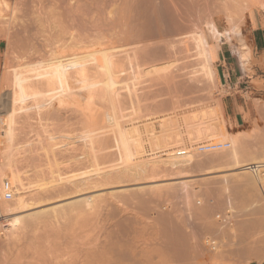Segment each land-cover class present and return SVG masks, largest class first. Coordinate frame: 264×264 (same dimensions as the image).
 <instances>
[{
	"label": "bare ground",
	"instance_id": "6f19581e",
	"mask_svg": "<svg viewBox=\"0 0 264 264\" xmlns=\"http://www.w3.org/2000/svg\"><path fill=\"white\" fill-rule=\"evenodd\" d=\"M8 1L0 0V8L2 7L3 10L4 8L11 9V5ZM18 1L19 4L17 1L14 3L19 6L13 7L14 12L8 18H4L5 13L2 14L3 10H1L2 8L0 9V22L4 21L5 23L4 26L2 22V25L0 24L3 31L2 37L6 41V52L12 57V61L9 60L12 63L9 62L11 65L8 66L9 68L7 67L9 69L7 75L8 89H6L7 91H5L3 95H0V136L2 137V142L4 144V149L2 150L3 161L0 165V178H8L13 186V197L10 200H6L0 196V217H6L8 215L27 211L45 203L55 200L57 201L64 197L97 187L126 182L137 186L139 185L137 189L127 196L133 201L139 197L135 202L145 200L146 193H150L151 195L149 196H169V193H171L173 189H176L175 186H178L181 190L186 192L187 196H185L188 198L186 200H189L188 202L191 203L194 195L190 192L193 188L197 187L195 185L196 182L201 180L212 179L214 181V179L221 178V183L226 189L224 191L228 192L230 191V178L233 179V177H235L239 183L252 185L251 188H253V186L257 188V185L260 187L263 185L264 174L262 173H264V156L261 155V145H257L258 142L256 136L258 134L255 136V133L253 135V132L250 133V131H248V133L244 130L232 132L221 105L219 108L217 106H212L204 111V114L209 115L210 121L212 120L209 124H203V121L207 119V116L203 114L202 110V113H200L203 114L204 120L200 119L202 118L201 115L200 117L198 116L200 113L193 115V113L198 111L197 109H195L197 111L192 113L193 116L190 117V121L187 119L185 120L182 116L184 122L188 121L186 124L182 122L180 123V120L178 121L175 119V116L177 115H174V112L171 111L169 113L166 112V114L164 113L163 115L159 114L161 116H154L155 114L149 113L150 115L153 114L152 116L154 117H149L147 119L149 122L144 126L138 125L136 121H129L128 119L126 123H122L121 120L116 117L115 111L120 108L123 110L122 105L126 98L124 97V92H126L129 97H132L131 99L133 102L138 99V94H136V92L139 90V84H142V76L140 73L138 74L135 72L134 64L136 65V63L140 62L147 63L148 65L152 64L151 67H148L147 71L144 70L145 68H141L142 71L144 70L143 72H148L150 75L164 73L163 76L169 77L175 70L170 63H166L165 61L176 57V55L178 56L180 52V44L188 46L190 43L192 45L194 50L192 59L198 60L201 66L199 70L191 73L190 76L188 75L190 82H195L203 87L209 86L215 88L217 86V75L207 33H209L218 44H220L223 38H226V40H231L233 36L239 38L238 36L242 33L238 25L239 18L241 19L242 17H245L248 12L247 10L250 11L249 7L252 6H259V9L264 13V0H221V4H219L226 10L225 19L227 20V26L224 30H221L212 19H210L211 21H207L208 18L204 19L205 12L207 11H205L204 6L209 0ZM217 2L219 1L217 0ZM231 8L236 11L238 17H235V15H232V13L229 12ZM241 45L243 51L239 56V60L241 64L245 66L250 60L251 50L248 47V44L242 43V40ZM184 47L186 48V46ZM183 48L181 49V52ZM13 59H15V61H13ZM148 74L146 73V75ZM127 75L131 76L125 79V76ZM147 77H149V75ZM160 77L157 78L160 79ZM74 90L81 91L82 93L85 92L88 96L86 98L88 101L93 100L95 96H99L97 98H100L107 103L109 111L106 112V115L98 116L101 119L100 121L106 116L105 120L108 129L103 131L105 136H102L101 138L98 135V137L93 135L95 134V131L92 126L91 129L94 132L90 129V133L88 131L86 133L84 132L86 136L82 134V138L89 137L90 140L88 145L90 148V151H88L89 153L82 154V156H84L83 158L86 159L85 165L82 163L83 165L80 167L76 166L78 170L72 175L63 176L55 169L59 165L57 159L58 153H60L59 147L61 146L58 145H64L66 142H59V140L58 142L55 141L58 137L53 132H49V120L53 108H72L68 105L69 103L71 105L80 104V100L83 98L79 100V103H77V100H74L76 102L73 103L67 100V97L71 98V96L72 99L77 98L75 95H78L79 92L76 94L77 92ZM85 93H83V95ZM133 97H135V99ZM139 98L141 97L139 96ZM156 100L154 99V101H151V107L157 106L156 104H158L159 101ZM135 102L134 104H136ZM161 102L164 104L165 100H162ZM56 104H58V106H56ZM137 105L139 104L137 103ZM92 106L95 107L94 104ZM134 106L136 107V105ZM135 107L132 105L131 110ZM31 109H35V111L30 113L29 111ZM86 110L89 111L90 109ZM91 110L94 109L91 108ZM82 114L84 113L82 112ZM128 114L130 113H127L126 117H128ZM133 116L137 117V115ZM139 116L140 115H138V117ZM122 117L124 118L125 116L122 115ZM32 118H36L38 120L37 125L48 133L47 139L45 140H48L49 142L47 148H45L41 144L42 140L39 141L40 148L36 149H41L40 151H43V155L36 150V154L33 153L34 157L31 158V161L33 160L32 164L34 165V168H38L41 166V163L39 162L43 159L50 162V166L49 163L46 165L48 166L47 169L49 168L48 173L47 171L46 173L43 171V169L45 170L46 168L41 169L42 166L40 169L35 170V172L37 171L38 173L37 175L40 174L45 176L46 174L47 181L42 182V185L37 183L39 186H34L35 184L32 182L33 188L32 183L29 184L30 182L28 181L31 178L33 179V176L31 175V178L28 179L29 167L31 166L29 165L28 167V164L30 162L28 163L27 161L28 164L25 163L27 165H22V168L19 165L21 161L18 158V155H16L20 154V158H22L21 151L25 148L26 144H30L32 141H26L24 144L21 143L22 145L17 142L18 146L15 143L21 125H23V123H28V120H31ZM93 118V121H97L99 124L100 121L98 122V117L93 116ZM178 119L180 118L178 117ZM85 120H87V118ZM105 120L103 123H105ZM176 120L177 123H179L175 124L176 127L175 125L172 127V123ZM93 121L91 120L90 125L93 124ZM34 122L35 121H31L32 124ZM204 122L206 123L207 120ZM95 124L96 123H94V125ZM98 126L100 129V125ZM159 127L160 129H158ZM39 137H41V135ZM214 139H220V142L223 140L224 142L225 140H229L228 142L230 143V146L225 149L210 152L200 151L199 147L201 145L216 143L211 142ZM32 145L34 147V144ZM57 146L58 148L56 150L55 147ZM34 149H31L30 152H33ZM201 153H206V155L202 157ZM27 154L30 155L29 151ZM111 156H114L115 158L114 164H110L113 161L112 159H114L111 158ZM81 157L72 156L68 160L70 163L73 161L74 164H79L78 161L81 160ZM22 159H24V157ZM25 159L27 160L28 158L25 157ZM109 160L110 165L108 166L107 162H109ZM55 163H58L57 166H55ZM51 164L52 167L55 166V169L50 168ZM25 166L27 167L26 169H29H24ZM160 168H163L166 171L165 174L161 176L159 175L160 178L165 176V178H163V180H165L163 183L156 182L158 181V174L161 173L159 172ZM197 171H200L199 174H197ZM229 171H233V173H226ZM32 173H34V171ZM92 174H101V178L93 179ZM84 175H89L87 182H84L79 178ZM39 178H37V180ZM160 178L158 179L160 180ZM162 178L160 181H162ZM177 178L181 179L172 181V179ZM144 183L152 184L145 185ZM37 186L39 188H37ZM34 187L37 189H34ZM196 191L198 192V190ZM199 193L200 192L197 194ZM100 197L103 196L91 195L82 200L83 203L87 205L89 217L91 218H94L98 213L97 207L98 199ZM78 202L79 201L69 203V205L63 204V206H54L47 210L45 209L38 212L28 213L26 214L28 216L25 215L26 217L19 215L13 219H6V226L11 225L12 227H10V232H6L3 231L2 227L4 226L2 224V227L0 226V264H163L164 262H170V257L172 255L178 257L175 253L177 250L179 256L183 253V251H181L182 249H180L181 252L179 253L178 247L181 248L184 242H182V244H180V242V245L178 244L179 246L177 247V243L174 244L173 241L178 237L171 235L172 233L170 234L166 232V229L164 230L165 227L163 228L162 224V226H160V223L158 222L160 221V218L157 219V221L154 219H147L149 224L147 225L150 227L152 226L150 230L154 227V230H152L153 233L155 229L156 231L158 229L160 230V233L164 230V232L170 234V237L167 235V237L162 239L164 246L160 243L161 237L159 236V231H157L159 234H156H158L157 236H159V238H157L156 235H154L156 238H153V233L149 232V234L152 235V237L149 236L151 237V241L149 242L150 245L148 244L149 246H141L139 244L140 242L138 243V236L135 234L137 237L135 236L136 238H132L133 240L125 243L126 245L124 244V246L122 242L117 243L119 241H114L111 243L103 238L106 240V243L109 242V244L106 245H111L107 247L103 241L105 245L102 244L104 247L101 245L103 249H95L93 247L95 244H93V246L91 245L93 248H88V251H86L85 246L82 244L85 248L86 255H82L83 253L81 254L82 249H79L80 251L76 250L79 254L76 252L77 254L75 253L76 255H73L74 253L72 254L68 251V243H70L69 237H73V235L71 236L69 233L73 231L76 222L72 211L74 205ZM135 202L134 204L137 203ZM121 203L124 204V202H120V204ZM190 203L189 207L195 210L194 207H192L194 202H192V204ZM251 204L253 203L251 202ZM184 205H186V203L183 204V206ZM228 205V208L232 207L230 201L228 202ZM189 207L185 209H188V214L189 211L193 212ZM125 208L130 211L127 206H125ZM198 208L201 209L202 207ZM139 210L140 209L135 210L134 213L131 211V213H136L138 217H142ZM185 210L184 212L187 213ZM202 210L203 208L201 211ZM203 213L204 212L200 213V215ZM177 215L179 214L177 213ZM193 215L195 214H192V216ZM188 216L190 217V220L191 214ZM205 216L206 215L204 214V217ZM109 218L111 219V217ZM106 222L108 221L106 220ZM123 223H117V232H112L115 237L127 232L126 226L128 227V223L126 225ZM147 225L145 224V227H147ZM129 226L132 225L129 224ZM101 227L103 230L104 225ZM101 227H99L100 230ZM106 227L107 226H105L104 229H106ZM137 227L140 226L138 225ZM102 230L100 232H102ZM135 230L139 231V238H142L143 233L139 228H136L135 226ZM145 230H148V227L145 228ZM145 230H143V232ZM103 232L106 231L103 230ZM108 232H111V230ZM141 234L142 237H140ZM149 234L147 233V235ZM160 235L163 237L162 234ZM171 236H173V238ZM184 236L183 239L186 243L185 246L183 245L185 247H183V250H185L187 254L192 253V251L194 252V250L202 251V245L199 243L197 244L194 240L196 237H189L187 234ZM96 238L97 239L95 240L97 241L100 239L97 236ZM248 238L249 237H247V239ZM107 239L111 240L112 238L107 237ZM70 240H74L75 242L74 237ZM202 240L204 246L209 247L210 250L216 252L217 255L221 253L220 251H222V248L224 247L221 248V244L218 242L220 239L204 236ZM234 241L235 240H233V242ZM245 246H247V244ZM253 246L255 247V245ZM70 247L72 248V246ZM258 247L260 248L261 246ZM75 248L72 249L75 250ZM224 248H229V246H225ZM14 249H18L19 253L17 252V254L15 252V255ZM247 250L248 252H251L252 247L249 249L245 248L244 252H247ZM196 251L194 253L198 254ZM238 251L241 253V250ZM234 252L236 253L237 250ZM206 254L208 255V252H206ZM162 257L165 260H163V262L161 261ZM179 259L181 261L182 257ZM233 259L234 258H232V260ZM233 261H230V264L231 262L233 263Z\"/></svg>",
	"mask_w": 264,
	"mask_h": 264
},
{
	"label": "rangeland",
	"instance_id": "374dc122",
	"mask_svg": "<svg viewBox=\"0 0 264 264\" xmlns=\"http://www.w3.org/2000/svg\"><path fill=\"white\" fill-rule=\"evenodd\" d=\"M16 1H17V3L19 2L18 0H9L8 1L10 3V5H11L10 6L11 9L9 8L10 11H9L8 8H6L7 10L4 8L5 11L3 10L2 7H1L2 9L0 8L1 10H3L2 14L5 13L4 14V16H5L4 18H8L9 16H11L13 14V12H14L13 11V7L14 6H16V7L19 6L18 5L19 3L17 5H15L14 2H16ZM218 1L219 2H217V0H209L206 3L207 5L205 4L204 9H205V11L206 10L207 11L205 12L204 19L208 18L207 21L208 20L211 21L210 19H212L214 22H216V24L218 25V27L221 30H224L226 28V26H227V24H226L227 20L225 19L226 18L225 17L226 10L223 9L220 6L221 0H218ZM209 2L212 3V4H210ZM209 5H211V6H209ZM62 7H64V6H62ZM252 7H257V6H252ZM252 7H249V8H252ZM232 10H233V8H231L229 10V12H231L232 15H235V17L236 16L238 17V15L236 14V11L235 10L232 11ZM247 11H249V10H247ZM6 12H8V13H6ZM9 12H11V13H9ZM248 17H250L254 21V16H253L252 11L250 12V14H248V12H247V15L245 17H242L241 19L239 18L238 25L240 27V31L242 32L240 34L241 36L240 35L238 36L239 38H237L236 36H233V38L231 40H229V39L226 40V38H223L222 41L220 42L224 51H228L229 50V51H231L233 53H236V57L235 58H236V62L237 63L239 62V56H240V54L243 51L242 50V45H241V40H242V43L248 44L250 46L249 43L251 41V28L249 27V24H248ZM1 22H0V24H1ZM2 24L4 26V24H5L4 21L2 22ZM203 26H204V24H203ZM205 31L207 33L206 27H205ZM2 36H3V31H2V27L0 26V95H3L5 93V91H7L6 89H8V86H7V77H8L7 75H8V71H9V69H8L9 67L8 66L11 65V64H9V62L12 63L11 62L12 61L11 60L12 57H11V55L9 53L6 52V41H5V39ZM207 37H208V41H209L210 48H211L212 58H213V61H214V59H215V47L218 45V43L213 37H211V35L209 33H207ZM184 46H186V48ZM182 48H183V50L181 52ZM188 49H190V50H188ZM186 50H188L189 52L186 51ZM179 51L181 53L179 52L178 56L176 55V57H173L170 60L168 59V60L165 61L166 63H170L171 66H173L172 68L175 70L174 72L172 71L173 72L172 74H174V75L171 74L169 77L163 76L164 73L163 74L161 73V74H156V75L155 74H151L150 75V74H148V72H143L144 70L147 71L148 67H151L152 64L148 65L147 63H143V62L136 63L137 66L134 64L135 72H137L138 74L140 73L141 76H142V78H141V83L142 84H139L140 85V86H138L139 90L137 89L138 91L136 92V94H138L137 95L138 99L136 98L137 100H134V102L136 101L135 102L136 104H134V102L131 99L132 97H129L128 94H126V92H124V97H126V98L124 99V103L122 105L123 106V110L121 108L119 110L117 109V111H115L116 117H118L121 120L122 123H126L128 120L129 121L131 120V121H136L138 125L144 126V125H147V123L149 122V120L147 121V119L149 117H154V116H157V115L161 116L159 114L163 115L164 113L166 114V112L169 113V112L172 111V112H174L173 113L174 115L175 114L177 115V116H175L176 117L175 119H177L178 121L180 120V123L182 122V123L186 124L188 121H190V117L191 116H193L195 114L197 115L198 113L201 112V110H202V112L204 114V111H206L207 108L212 107V106H217L219 108V106L221 105L222 108H223L222 98L224 97V95H226L227 93H230V92L238 91L239 93L244 94L245 102L247 103L246 104V108H250V110L247 111V113H245L246 120L240 127H238V128H230V129H231L232 132L243 131V130L246 131V132L250 131V133L253 132L252 134L254 135L255 130H253V131L250 130L252 122L256 121L260 117L264 118V65H261L260 68L259 67L257 68V66H255L254 64H251V62L255 61L254 57L257 54L253 55L252 53H250V58H252V59L244 66L245 67V72H246L245 76L238 83V86L232 87V88H229V87L225 88L224 87V84L226 83V80H225V78L222 75V69L219 67V69H220L219 71L220 72H218L217 71V67L218 66L215 63L214 67H215V71H216V75H217V86L215 88H211L209 86H204V87L203 86H199L195 82H190V79H189L188 75L190 76L191 73H194L196 70H199L200 67H201L198 60L192 59L193 58V53H194L192 45L190 43L188 44V46L185 45V44H180V50ZM5 55L6 56L8 55L9 57L8 56L6 57ZM9 60H11V61H9ZM13 61H15V59H13ZM13 63H15V62H13ZM173 63H174V65H173ZM141 68H143V69L145 68V69L142 71ZM194 68H195V70H194ZM146 73L149 75V77H147L148 75H146ZM130 76L131 75L125 76V79H127V77H130ZM151 76H153V77H151ZM157 77H160L161 80L159 78H157ZM150 78H151V80H150ZM74 91L77 92L76 94H78V92H79L78 95H75L77 98L72 99V96H71V98L67 97V100L71 101L72 103L76 102L74 100H77V103H79V100L83 98L82 100H80V104L76 103L77 105H71L69 103L68 105L71 106L72 108H53L51 110L52 114H51V118L49 120V123H50L49 132H51V133L53 132L58 137V139L56 138L55 141L58 142V140H59V142H66V144H64V145H58V146H61V147H59L60 148V153H58V159H57V161L59 163L58 167H56V169H55V166H57L58 163L57 164L55 163V166H53L54 168L52 167V164H54V163H52L51 167H50L52 169H55L57 172L59 171L63 176L72 175L75 171L78 170L77 167H80L81 165H83L82 163H84V165H85L86 159L83 158L84 156H82V154H85L88 151H90V148L88 147V145L90 143V140H89V137L88 138H86V137L82 138L81 137L82 134H84V132L86 133L87 131L89 132L90 129L93 127V129L95 131V134H93V135H95V137L99 136L101 138L102 136L103 137L105 136L104 135L105 133H103V131L108 129L107 123H106V120H105L106 116L103 117L104 119L102 118V121H100L101 119L99 118L100 115L101 116L102 115H106V112L109 111V107H108L107 103L105 101L101 100L100 98H97L99 96H97V97L95 96V98L97 100L95 98L94 99L96 101L94 99L88 101V99L86 100V98L88 96H87V94L85 92H83V93H85L83 95V93L81 91H78V90H74ZM139 96L141 98H139ZM133 98L135 99V97H133ZM84 99H85V101H84ZM154 99L155 100L157 99L156 101H159V103L157 102L158 103V104H156L157 106L151 107L152 104H150V103H151L152 100L154 101ZM130 100H131V102H130ZM160 100L161 101L165 100L164 104H162V102ZM93 101H95V102H93ZM83 102H85V103H83ZM141 102H143V103H141ZM137 103L139 105H137ZM148 103H149V106H148ZM85 104H87L88 107ZM93 104L97 108L92 106ZM101 104H103V105H101ZM132 105H133V107H135L134 105H136V107L131 110ZM56 106H58V104H56ZM89 106H91V107H89ZM91 108H93L94 110H91ZM251 108H255L254 110L255 111L257 110L258 112H252ZM86 109H88V110L90 109L89 110L90 112L87 111ZM195 109H197L198 111L195 110ZM199 109H200V111H199ZM177 110H178V112H177ZM34 111H35V109H31L29 112L33 113ZM195 111H197V112H195ZM82 112L84 114H82ZM193 112H195V113H193ZM223 112H224V108H223ZM91 113L94 114V115H92ZM127 113H130V114H128V117H126ZM149 113H153L155 115L152 116L153 114L150 115ZM192 113H193V115H192ZM201 113L198 114V116L200 117V115H201L202 118H200V119L204 120L203 119L204 116ZM119 114L120 115L122 114L125 117L123 118L122 115L120 116ZM133 115H137V117L133 116ZM138 115H140L142 118L140 116L138 117ZM204 115L207 116V119H206L207 122L205 123L204 121H206V120H204L203 124L211 123L212 120L210 121L209 115H207V114H204ZM224 115H225V112H224ZM93 116L94 117L95 116L98 117L97 118L98 122L100 121L99 124L97 123V121L96 122L93 121V119H94ZM182 116L185 118V120L187 119L188 121L184 122L183 121L184 118ZM206 116H205V118H206ZM257 116H258V118H257ZM143 117L145 118L146 121L144 120ZM178 117L180 119H178ZM86 118H87V120H85ZM225 118H226V116H225ZM32 119L28 120V123H23V125H21V127H20L21 129H19V134H18L17 139L15 141L17 146H18V144L22 145L21 143H23V144L26 143V141H32V143L30 142V144H26L25 148L23 149L24 152H23V150L21 151V156H22V158L24 157V159L20 158V154H16V155H18V158L21 161L19 163L20 167H22V165H27L30 162L28 164V167H29V165H31L29 167L31 169V172H30V169L28 168L29 169V172H28L29 173V176H28L29 178L28 179L31 178L30 175L33 176V179L31 178L30 180H28L30 182L29 184H31L33 182L35 184L34 186H36V185L39 186V184L42 185V182L47 181V179H46L47 175L46 174H45V176L40 175V174L37 175L38 173H37V171L35 172V170L36 169H40V167L42 166L41 169L46 168L45 170L43 169V171H45V173L47 171V173H48L49 172V170H48L49 168L47 169L48 166H46V165H48L47 163H49V166H50V162L47 161L46 159H43L44 161L42 160V161L39 162V163H41V166L38 167V168H34V165L32 164L33 160L31 161V158L34 157V154H36V150L39 151L38 153L43 155L42 154L43 151H40L41 149H36V148H40L39 141L42 140L41 144L45 148H47L49 142H48V140H45V139H47L48 133H46L44 131V129L40 128V126L37 125V121L38 120L36 118H32ZM91 120L93 121V124L90 125ZM104 120H105V123H103ZM177 120L172 123L173 124L172 127H174L175 124L179 123V122L177 123ZM202 120H201V122H202ZM208 120H209V122H208ZM29 121H30V123H29ZM31 121L32 122L35 121V122L32 124ZM144 121H145V123H144ZM43 122H44V120H43ZM94 123H96V124L94 125ZM98 125H100V129L102 128L101 130L99 129ZM175 127H176V125H175ZM103 128H105V129H103ZM158 129H160V127ZM157 131H159V130H157ZM89 133H87V134H89ZM40 135H41V137H39ZM84 136H86V134H84ZM255 136H256V134H255ZM220 141H221L220 139H214L211 142H220ZM225 141L228 142L229 140H225ZM17 142H18V144H17ZM222 142H224V140ZM32 144H34V147H33ZM16 145H14V146H16ZM58 146L55 147L56 150H57ZM3 149H4V144L2 142V137L0 136V165H1L2 161H3V153H2ZM31 149H34L33 152H30ZM28 151H29L30 155L27 154ZM26 154H27V156H26ZM74 155L79 157V158L82 156L81 160H80L82 162L78 161L79 164H77V163L74 164V162L72 161L73 162V166H75V167H73L72 166V162L70 163V161L68 160L72 156L75 157ZM204 155H206V153H201L202 157ZM25 157L28 158L29 160L28 159L26 160ZM111 158H114V156H111ZM111 158H110V160H111ZM110 160H109V162H107L108 164L106 163L108 166L110 164H114L115 163V158L112 159L113 160L112 163H110ZM27 161H28V163H27ZM25 163H27V164H25ZM26 168L27 167L25 166L24 169H26ZM28 169H26V170H28ZM33 171H34V173H32ZM159 172H161V173L158 174V177H157L158 181H156V182L157 183H163V181H165V180H163V178H165V176L163 178L161 177L162 181H160L161 178L159 177V175L161 176V175L165 174L166 171L163 168H160ZM199 172L197 171V174H199ZM226 173H233V171H229V172H226ZM262 174H264V173H262ZM35 176L37 178H39V177L40 178L37 180V178ZM88 177H89V175H84V176H81L79 178L81 180H83L84 182H87ZM43 178H44V180H43ZM92 178L93 179H100L101 178V174H99V175L92 174ZM158 178H160V180ZM195 178H197V177H195ZM263 178H264V175H263ZM41 179H42V181H41ZM180 179L181 178L172 179V181L173 180L176 181V180H180ZM221 180H222L221 178H218L216 180L214 179V181L212 179L211 180H204V181H202V180L201 181H197L198 183L196 182V184H195L197 187H195L193 189L198 190V192H200L199 193L200 195L197 194L198 192L196 190L192 189L190 193L191 194L193 193L194 201L192 199L191 203L188 202L189 200H186V199H188V198H186V196H187L186 192L184 190H181L178 186H175L176 189L175 190L173 189L174 192L172 191L171 193H169V196H167V195H165L163 197L162 196H154V195L153 196H149L151 194L150 193H148V194L146 193L145 194L146 195L145 196L146 199L142 200L140 202L136 201L137 203L135 202V200H138L139 197H138V199H135L133 201L131 198H129L127 196H128V194L133 192L135 189H137L139 187V185L137 186V185L130 184L129 182H126V183H121V184H114V185H108V186H103V187H97V188H94V189L83 191V192L78 193V194H73L71 196L64 197L63 199H60V200H57V201L55 200V201H52V202H49V203H45V204H43L41 206H38L36 208H32V209L27 210V211H23V212H19V213H16V214L8 215L6 217H0V226H1V224L4 226V227L1 226L3 228V231H6V232L9 231L10 232L11 231L10 227H12V226L11 225H9V226L7 225L6 226V219H9V218L13 219V218H15V217H17L19 215H22V216L26 217V216H28V215H26L28 213L38 212V211H42V210H45V209L47 210V209H50L51 207H54V206H63V204L64 205H69V203L79 201L77 204L74 205V208H73V211H72L74 213L73 216H74V220H76V222H75V225L73 227V231H71L69 233V234H71V236L73 235V237L75 239V242H74V240H72V241L70 240L73 237H69L70 238L69 241H70L71 244L68 243V251H70L72 254L74 253L73 255H76L78 253V251H76V250H79V249L80 250L82 249V251H81V254L83 253L82 255H86V251H88V248L92 249L94 247L95 249H98V248L99 249H101V248L103 249V247L106 244H109V242L113 243L114 241H119L117 243H121L122 242L123 246H124L125 243H127L129 241H132L133 240L132 238H136L137 236H138L137 239L139 240L138 243L140 242L139 244L141 246H143V247H144V245H148L149 244V242L151 241L150 239H151L152 235L153 236L156 235L157 238H159V236H160L161 240L160 239L159 240L161 242L160 241H158V242H160L163 245V243H162L163 240L162 239L167 237V235H168V237H170V234L172 233L171 235H173V236L175 235V237H178L177 238L178 240L174 237L175 239L173 241L174 244L177 243V247L180 244H182V242H184L183 245L185 246L186 242L184 241L183 238L186 237L184 235L187 234V236H189V237H192V236L196 237L194 240L197 242V244L199 243V244L202 245V248H201L202 251L194 250V252L196 251V252H198V254L194 253L193 251H192V253H194V254H192V253L187 254V252L185 250H183L185 247L182 245L181 248L178 247L179 248V253L181 251H183V253H181V255H180L182 257V259H181L182 262L179 259L181 257L179 256L178 250H177V252H175V253H176V255H178V257H175L174 255H172L170 257V262L171 263L173 261V263L175 262L176 264H180V263L181 264H218L219 262H220L219 264H230V261H233L234 259H235L234 260L235 262L233 261V263L231 262V264H237V263H239V264H241V263L242 264H254V262L256 260H258L259 263H260L261 261L264 260V257H258L257 258V254L260 253V252H261V254H264V241L263 240H257L255 234L242 235L241 231L238 228L239 218L236 216L237 215V210L233 207V197H232L233 194L231 192L232 181H235V182H238V181H237V179H235V177H233V179L230 178V180H231L230 181V185H229L230 186V191L228 192V191H224L226 189L222 185V183H221L222 181ZM156 182H153V183H156ZM33 183H32V188H33ZM37 183H39V184H37ZM210 183H212V184H210ZM144 184L145 185H149V184H152V183H144ZM263 185H264V183H263ZM38 186H37V188H39ZM258 187L259 186L257 185V189H259ZM37 188L34 187V189H37ZM176 193H178V194H176ZM91 195H102L103 196V197H100L98 199V207H97V212L98 213L95 215L94 218L93 217L92 218L89 217V213H88L89 210L87 209V205L84 204L83 201H82L85 197L91 196ZM195 195H196V197H195ZM197 198L200 199V200H198ZM130 199H131V201H130ZM140 199H143V198H140ZM183 201H185V202H183ZM229 201L232 204L231 208L233 210L230 207L228 208V206H229L228 202ZM120 202H124V204L123 203L120 204ZM134 202L136 204H134ZM192 202H194L193 205H195V206L192 205V207H194V209L196 211L193 210V208L189 207V203L192 204ZM201 202H203V203H201ZM185 203H186V205L183 206V204H185ZM125 206H127L128 209H130V211L126 210L127 208H125ZM186 206L189 207V209L191 208L194 213L192 211H189V214H188V209L185 210L187 208ZM139 207H141V208H139ZM198 207H200V208L202 207L203 210L201 211L202 208L199 209ZM162 208H165V209H162ZM134 209L135 210L140 209L139 211L141 212L142 217H138L136 215V213L132 214L131 211L134 213L135 212ZM184 210L187 211V213L184 212ZM108 211H109V213H108ZM126 211H128V212H126ZM198 212H200V213L204 212V213L200 215V213H198ZM177 213L179 215H177ZM165 214H167V215H165ZM190 214H191V219L189 220L190 217L188 215H190ZM192 214H195V215L192 216ZM204 214L206 215L205 217H204ZM181 215L184 216V217H182ZM197 215H198V218H197ZM108 216L111 217L112 220ZM123 216L125 218L126 217L127 218L125 219ZM147 219H149V220L154 219L156 221H157V219H160V221H158L160 223V226L163 225V228L165 227L164 230L166 229L165 231L170 233V234H167L166 232H164V230H162L164 232V234H163V232L160 233V230H158V229H157V231H159V233L162 234L163 237L156 231V229H155L156 232L154 231V233H153L152 230H154V227H153L152 230H150L152 226L151 227L148 226L149 224L147 222L148 221ZM106 220L109 223L106 222ZM62 221H64V220H62ZM101 222H102V224H101ZM62 223H64V222H62ZM117 223L118 224L119 223H123L125 225L128 223L127 224L128 227H132V226L133 227L132 228H128L126 226V228H127V232H125L126 235H125V233H122V235L120 234V236L116 235L119 238L121 237L119 239L118 237H115L114 234H112V232L113 233L117 232V227H118ZM129 224L132 225V226H129ZM141 224H143V225H141ZM145 224L146 225L148 224L147 227H148V230H150V231L145 230V228H147V227H145ZM220 224H221V226H220ZM103 225H104L103 230H105L106 232H103V230H102L101 226H103ZM138 225L140 227H137ZM105 226H107L108 228L106 227V229H104ZM135 226H136V228H139L140 231L143 228L142 231H141L143 233V237H142V234L140 235V237H142V238H139L138 234H140V233H139V231H137L138 229L135 230ZM99 227H101L102 232H100L101 230L99 229ZM107 229H109V230H107ZM110 230H111V232H108ZM143 230H145L144 231L145 233L143 232ZM149 232H152L153 234L151 233L152 235H150ZM188 232H191V233H188ZM105 233H108V234H105ZM109 233H111V234H109ZM147 233L149 235H147ZM156 233H158L159 236H157L158 234H156ZM123 234H124L125 237L123 236ZM135 234H137V236ZM100 235H101L102 238L100 237ZM195 235H197V236H195ZM198 235H199V238H198ZM96 236L99 237L101 240L100 239H98V241L95 240V239H97ZM149 236H151V237H149ZM173 236H171V237L173 238ZM204 236H209V237H212L214 239H220V240H218V242H220L221 248L223 246L224 247L225 246H229V248H224L223 247L224 249L222 248V251H220L221 253L217 252V253H219L217 255L216 252H213L212 250H210L209 247H205L204 246L203 240H202V238ZM107 237L108 238H112V239L109 240V239H107ZM156 237L154 236L153 238H156ZM247 237H249L248 239L250 241H253V242L255 241V242L254 243L250 242L247 239ZM103 238H105L109 242L106 243V240L103 239ZM140 239H142V240H140ZM233 240H235L237 242H235V241L233 242ZM69 241H67V242H69ZM103 241L105 242V245H104ZM67 242H66V244H67ZM99 242H100V245H99ZM143 242H145V243H143ZM82 244H83V246H85L86 251L84 250L85 248L82 246ZM93 244H95V245L93 246ZM244 244L245 245L247 244V246H245ZM110 245H106V246L108 247ZM162 245H161V247L163 248L164 245L163 246ZM230 245H231V247H230ZM235 245H236V247H235ZM239 245H240L241 248L245 247L246 249H249V248L252 247V250H251V252L250 251L248 252V250H247V252H244L245 248L241 249L239 247ZM253 245H255V247ZM70 246H72V248L76 247L77 249L75 248V250H73ZM258 246H261V247L259 248ZM80 247H82V248H80ZM257 247H258V249H257ZM180 249H182V250L180 251ZM203 249H205V250H203ZM235 249L237 250L236 253L234 252V251H236ZM256 249L259 250V251H257ZM238 250H241V253ZM254 250H255V252H254ZM261 250L263 251V253H262ZM15 252L19 253V250L18 249L17 250L14 249V254H15ZM206 252H208V255L206 254ZM249 253H251V254H249ZM247 254H249V255H247ZM185 255H187V256H185ZM195 257H197V258H195ZM223 257H225V258H223ZM171 258H172V261H171ZM173 258L175 259V261H174ZM176 258L178 259L179 262L177 261ZM232 258H234V259L232 260ZM163 260H164V258L162 257L161 261L163 262ZM236 261H237V263H236ZM170 262H168V263L164 262L163 264H169Z\"/></svg>",
	"mask_w": 264,
	"mask_h": 264
},
{
	"label": "crops",
	"instance_id": "0c3cea01",
	"mask_svg": "<svg viewBox=\"0 0 264 264\" xmlns=\"http://www.w3.org/2000/svg\"><path fill=\"white\" fill-rule=\"evenodd\" d=\"M259 8V6L252 7L250 11H248V14L252 11L254 16V21L248 17V24L251 28V41L248 47L253 55L257 54L254 57L255 61L251 62V64H254L257 68L264 65V13ZM235 57L236 53L229 50L224 51L221 43L215 47L214 65L215 63L217 64L218 72H220L219 67L222 69V75L226 80L224 84L225 88L238 86V83L246 74L245 67L241 64L240 60L237 63ZM251 59L252 58H250V60ZM244 97V94L236 91L227 93L222 98L225 116L230 128H238L246 120L245 113H247L250 108H246L247 103ZM254 109L255 108H251L252 112H258ZM250 130H255V134H258L257 145H261V155L264 156V118L260 117L256 121H253ZM251 187L252 185L250 184L244 185L243 183H239V181H232L231 192L233 194V207L237 210L236 216L239 218L238 228L242 235L255 234L257 240L261 239L264 241V187L263 185L261 187L259 186V189L255 188V186H253V188ZM250 201L253 204H251ZM258 257H264V254L259 253L257 254V258ZM254 264H264V260L260 263L256 260Z\"/></svg>",
	"mask_w": 264,
	"mask_h": 264
},
{
	"label": "built area",
	"instance_id": "2783aa9c",
	"mask_svg": "<svg viewBox=\"0 0 264 264\" xmlns=\"http://www.w3.org/2000/svg\"><path fill=\"white\" fill-rule=\"evenodd\" d=\"M230 146V143L225 142H216V143H209L205 145H201L199 147L201 152H210L220 149H225ZM0 196H2L6 200H10L13 197V186L11 181L8 178H0Z\"/></svg>",
	"mask_w": 264,
	"mask_h": 264
}]
</instances>
